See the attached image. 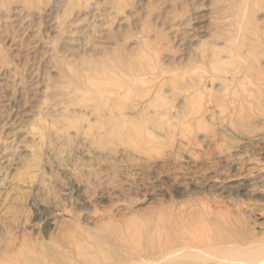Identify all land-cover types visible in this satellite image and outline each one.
Here are the masks:
<instances>
[{"label": "rangeland", "instance_id": "374dc122", "mask_svg": "<svg viewBox=\"0 0 264 264\" xmlns=\"http://www.w3.org/2000/svg\"><path fill=\"white\" fill-rule=\"evenodd\" d=\"M113 104L145 140L109 134ZM239 181L264 189V0H0V264L264 260Z\"/></svg>", "mask_w": 264, "mask_h": 264}, {"label": "bare ground", "instance_id": "6f19581e", "mask_svg": "<svg viewBox=\"0 0 264 264\" xmlns=\"http://www.w3.org/2000/svg\"><path fill=\"white\" fill-rule=\"evenodd\" d=\"M124 99V98H121ZM157 99V100H154ZM154 100V101H153ZM160 100L161 98L156 95L153 99H150L148 102L150 104V106H154V107H159L160 108ZM111 107L116 108V110H111L113 113L118 114L119 116L116 118V122L114 124H112L109 128H110V135L116 134L118 138L120 139H126V140H130V141H142L146 139V136L144 135V131L143 129L136 125L133 121H131V118L127 117L125 113H123L121 111V107L119 105H115L113 104ZM110 107V109H111ZM133 110V109H131ZM217 112H218V106H217ZM125 116V117H124ZM148 139V138H147ZM154 147H158L161 148V146L155 142ZM150 149H153V147H151ZM133 150L135 151V156H137V158H139L140 160H146L147 156L144 155L141 151L138 150V147H134ZM243 155V154H242ZM238 156V155H237ZM255 158V157H254ZM245 159V158H244ZM248 160V159H247ZM256 162V161H255ZM247 163V162H246ZM254 163V162H253ZM254 165V164H253ZM256 165V164H255ZM254 165V166H255ZM248 166V165H247ZM251 166V165H250ZM252 167V166H251ZM250 167V169H251ZM261 168V167H260ZM249 169V170H250ZM255 169V168H254ZM259 169V168H257ZM138 170V169H137ZM143 169L139 170L142 171ZM146 170V169H145ZM148 171V170H147ZM149 172V171H148ZM148 172H146V174H148ZM258 172V171H257ZM152 173V172H150ZM263 173V172H262ZM145 175V172L142 173V175ZM127 175V174H126ZM139 175V172L138 174ZM137 175L134 174V176L138 177ZM141 175V174H140ZM141 175V176H142ZM149 175V174H148ZM125 176V175H124ZM161 176V174L159 175ZM167 176V175H166ZM248 176V175H247ZM257 176V175H256ZM261 176V175H260ZM126 177V176H125ZM171 177V176H170ZM169 177V178H170ZM128 178V177H127ZM140 178V176H139ZM168 178V177H167ZM129 179V178H128ZM172 179H175L172 177ZM252 179V178H251ZM255 179V178H253ZM125 180V179H123ZM130 180V179H129ZM128 180V181H129ZM133 180V179H132ZM159 180V179H158ZM177 180V179H175ZM248 180V179H247ZM126 181V180H125ZM134 181V180H133ZM132 181V182H133ZM166 181V180H165ZM173 181V180H172ZM249 181V180H248ZM248 181H243L242 183L239 181V183H241L240 185V193H242V195L244 196H252V195H256L261 197L262 199H264V189L261 190H254V184L252 183H248ZM178 182V181H177ZM180 182V181H179ZM183 182V181H182ZM134 183V182H133ZM259 183V182H258ZM3 185H0V194L3 193L4 191L7 192L9 189L6 190V185H4V183H2ZM78 184V183H77ZM75 185L73 186V188L71 189V191L69 192V190L67 191V193L64 196H68L69 194H73L75 195V198L78 201V204H80V206H86L89 203V199L88 197H84V187H82L81 185ZM130 184V183H129ZM132 184V183H131ZM148 184V183H147ZM156 184V183H155ZM162 184V183H161ZM166 184V183H165ZM179 184V183H178ZM180 184H184L180 182ZM127 185V184H126ZM154 185V183H152V186ZM170 185V184H169ZM217 189L221 191L225 190L226 187L225 186H218V184H215ZM214 185V186H215ZM5 186V187H4ZM69 186V185H68ZM72 186V185H71ZM129 186V185H128ZM126 186V187H128ZM131 186V185H130ZM146 186L143 185V187ZM163 186V185H162ZM39 187V186H38ZM66 187V186H65ZM139 187V186H138ZM141 187V186H140ZM139 187V188H140ZM148 187V186H147ZM151 187V186H150ZM154 187V186H153ZM158 187V186H157ZM167 187V186H166ZM138 188V189H139ZM176 188V192L178 194L180 193H184L185 191L181 190V186L177 185L175 186ZM185 188V187H184ZM257 188V187H256ZM259 188V187H258ZM36 189V188H35ZM38 189V188H37ZM41 189V188H40ZM143 189V188H142ZM155 189V188H154ZM39 190V189H38ZM149 190V189H148ZM147 189L145 191L149 192ZM142 191V190H141ZM175 191V190H174ZM183 191V192H182ZM61 192V191H60ZM153 192V191H152ZM226 192V190L224 191ZM145 193V192H144ZM148 194V193H147ZM151 194V193H150ZM225 194V193H224ZM4 195V194H2ZM20 195V194H19ZM61 195V194H60ZM152 195V194H151ZM2 197V196H1ZM251 198V197H250ZM253 198V197H252ZM16 199V198H15ZM13 201V200H12ZM124 206V204H123ZM122 207V204H121ZM120 207V208H121ZM125 208V206H124ZM37 210V209H36ZM41 210V207H40ZM42 212V211H41ZM38 215V214H37ZM42 217V216H41ZM47 218V217H46ZM45 218V219H46ZM200 220V219H198ZM43 221V220H42ZM49 221V220H48ZM52 221V220H51ZM46 224V223H45ZM48 226H52V222H47ZM45 225V226H47ZM55 227V226H54ZM49 228V227H48ZM50 230H52L51 228H49ZM140 232V231H139ZM217 232V231H216ZM215 231H213V228L209 225H207L206 221L201 219V221H199V225L194 228L193 230V240L198 243L199 247H203L204 251L202 254L207 253L208 251L211 250H215L216 253L218 254V251L221 252L220 248H218V236L216 234ZM184 243V240L180 241V244ZM222 248H224L226 251H239V252H244L246 251L244 254H247L249 256V258L245 259L242 255H239L236 257V260L231 261V262H235V263H230V264H264V260H262V254L258 253V252H263L260 247L258 246L257 248H254L251 246L246 247L245 245H239V244H233L231 243V246H223ZM183 249H185L184 244L179 245V246H175L174 245H167L166 250L170 251V255H176L178 252L182 251ZM209 249V250H208ZM241 254V253H239ZM193 264H218V255H211V257L207 256V257H196L195 259H193ZM224 263V261L222 262Z\"/></svg>", "mask_w": 264, "mask_h": 264}]
</instances>
